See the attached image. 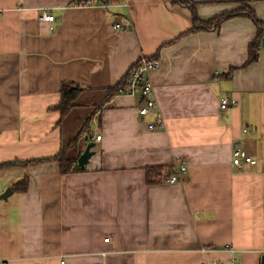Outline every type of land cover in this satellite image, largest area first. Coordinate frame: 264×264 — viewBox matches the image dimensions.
Listing matches in <instances>:
<instances>
[{"label": "crops", "instance_id": "obj_1", "mask_svg": "<svg viewBox=\"0 0 264 264\" xmlns=\"http://www.w3.org/2000/svg\"><path fill=\"white\" fill-rule=\"evenodd\" d=\"M79 1L0 0V264H264V44L249 63L247 16L195 25L244 5L264 21V0ZM143 56L161 61L148 116L117 92ZM76 137L94 154L63 174L52 158ZM236 147L255 163L233 165Z\"/></svg>", "mask_w": 264, "mask_h": 264}, {"label": "built area", "instance_id": "obj_2", "mask_svg": "<svg viewBox=\"0 0 264 264\" xmlns=\"http://www.w3.org/2000/svg\"><path fill=\"white\" fill-rule=\"evenodd\" d=\"M94 3V0H82L77 3L80 6H89ZM40 18L43 21L53 22L55 16L50 12L43 11L40 14ZM161 66V61L158 59H151L143 56L138 64L131 69L129 72L121 93L127 95H139L142 100V104L138 108V112L142 116H148L153 113L160 112L158 101L155 97V85L150 77V73L158 69ZM237 100L229 98H224L222 100L221 107L226 108L229 106L237 105ZM164 122L161 116H159L156 122L150 123L149 128L151 130H156L157 128H163ZM101 136H98L96 140H100ZM244 162L246 163H255V160L247 154L242 148L236 147L233 154V165L241 166ZM186 166L182 165L179 169V173L186 172ZM181 174L173 175L169 182H176L180 179ZM109 241V239H107ZM235 262H232L234 264ZM207 264H219V263H207Z\"/></svg>", "mask_w": 264, "mask_h": 264}, {"label": "trees", "instance_id": "obj_3", "mask_svg": "<svg viewBox=\"0 0 264 264\" xmlns=\"http://www.w3.org/2000/svg\"><path fill=\"white\" fill-rule=\"evenodd\" d=\"M178 2L182 5H186V6L193 8V3L191 0H178ZM235 15L247 16L250 19H252L256 25L257 37L250 44V47H249V63L254 62L258 59L259 47H261V43L264 39V21H260L257 18L255 12L249 6L244 5L241 9L237 10L236 12L222 14L209 22L200 23L198 18L195 16V25L197 28L202 27V28H207V29H213V27L219 26L223 21ZM123 85L124 83L118 86L117 88L118 93H121ZM78 93H80L79 88H74L70 84H64L63 98H62L61 103H59V105L56 106V109L60 110L63 115H66V113L70 110V108L76 105L75 101L77 99L76 97ZM77 140H78V137H76V139L72 140L65 148H63L62 151L57 156L52 158L60 162L61 170L63 174L84 170L78 165V159L82 154V150L77 148L78 147ZM151 174L153 175L154 178L151 175H149L148 176L149 183H153V181L154 182L161 181L160 180L161 173L154 174L151 171ZM165 179H167V177H165ZM26 189H27L26 179H23L17 182L13 186L14 191H24Z\"/></svg>", "mask_w": 264, "mask_h": 264}, {"label": "water", "instance_id": "obj_4", "mask_svg": "<svg viewBox=\"0 0 264 264\" xmlns=\"http://www.w3.org/2000/svg\"><path fill=\"white\" fill-rule=\"evenodd\" d=\"M263 44H264V39H263ZM94 146H95L94 143L88 144V146L85 149V151L79 157V159H78V165L81 168H85V166L88 164L90 158L93 156L94 152L92 151V148ZM12 193H13L12 189H7L4 193H2L0 195V199H6V198H8ZM263 262H264V257H263Z\"/></svg>", "mask_w": 264, "mask_h": 264}, {"label": "rangeland", "instance_id": "obj_5", "mask_svg": "<svg viewBox=\"0 0 264 264\" xmlns=\"http://www.w3.org/2000/svg\"><path fill=\"white\" fill-rule=\"evenodd\" d=\"M86 114L88 113V110H86V111H84ZM65 122L67 123L68 122V119H66L65 120ZM72 122H73V126H74V128H77L78 129V131L81 129V128H83V127H81L83 124H82V122H81V118H80V115L79 114H77V115H74V117H72V119H71V124H72ZM76 124H78V127L77 126H75ZM86 134H87V136L90 134V131L89 130H87L86 131Z\"/></svg>", "mask_w": 264, "mask_h": 264}]
</instances>
